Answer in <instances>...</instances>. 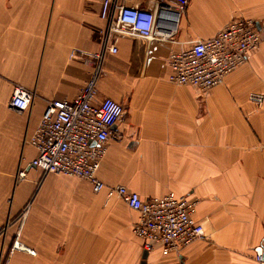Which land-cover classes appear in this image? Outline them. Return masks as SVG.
<instances>
[{
  "label": "crops",
  "instance_id": "crops-1",
  "mask_svg": "<svg viewBox=\"0 0 264 264\" xmlns=\"http://www.w3.org/2000/svg\"><path fill=\"white\" fill-rule=\"evenodd\" d=\"M127 4L151 10L155 0ZM240 17L262 20L264 0H190L173 37L124 32L104 60L97 99L121 102L126 114L113 127L118 138L108 142L99 177L143 198H198L205 237L177 255L160 243L148 250L133 237L139 215L121 198L29 166L37 151L27 139L47 103L73 100L93 71L90 59L71 54L102 49L101 2L0 0V224L13 220L0 236V264H141L144 250L146 264H260L264 101L249 96H264V44L209 91L172 82L168 63L172 51ZM16 84L36 94L24 112L10 106ZM18 231L25 249L12 250Z\"/></svg>",
  "mask_w": 264,
  "mask_h": 264
},
{
  "label": "built area",
  "instance_id": "built-area-1",
  "mask_svg": "<svg viewBox=\"0 0 264 264\" xmlns=\"http://www.w3.org/2000/svg\"><path fill=\"white\" fill-rule=\"evenodd\" d=\"M101 2V18L107 27L98 31L102 49L95 53L73 52L93 63L89 79L73 99L50 100L37 128L27 142L37 153L29 166L39 169L42 177L63 174L91 183L96 193L107 198L119 197L139 215L132 230L146 249L162 244L164 251L181 255L182 251L205 237L202 223L196 218L198 198L178 196L170 192L163 196L143 198L122 184L108 185L99 177L101 163L111 138H118L113 127L124 120L125 106L111 97L97 99L98 84L104 72L108 53L118 51L116 40L127 32L152 40L173 37L177 16L190 0H155L151 10L128 5L127 0H97ZM264 44V18H235L211 37H200L188 47L169 55L170 80L209 91L223 84L229 74L245 64L249 56ZM250 100L262 105L264 96L251 93ZM36 99L33 90L16 84L10 106L18 112L31 108ZM24 175V170L20 172ZM30 205L20 219H24ZM12 221L0 224V236ZM23 221L21 222V225ZM21 225L19 229H21ZM21 232L15 235L12 250H23ZM255 259L264 264L262 252Z\"/></svg>",
  "mask_w": 264,
  "mask_h": 264
},
{
  "label": "water",
  "instance_id": "water-1",
  "mask_svg": "<svg viewBox=\"0 0 264 264\" xmlns=\"http://www.w3.org/2000/svg\"><path fill=\"white\" fill-rule=\"evenodd\" d=\"M148 250H144L141 264H146Z\"/></svg>",
  "mask_w": 264,
  "mask_h": 264
},
{
  "label": "rangeland",
  "instance_id": "rangeland-1",
  "mask_svg": "<svg viewBox=\"0 0 264 264\" xmlns=\"http://www.w3.org/2000/svg\"><path fill=\"white\" fill-rule=\"evenodd\" d=\"M19 217V216H18ZM18 217L17 218H15V219H18ZM13 223V220H12V222H11V224ZM132 233H133V230H132ZM133 235H134V233H133ZM134 238H136V239H138L135 235L133 236ZM133 238V239H134Z\"/></svg>",
  "mask_w": 264,
  "mask_h": 264
}]
</instances>
